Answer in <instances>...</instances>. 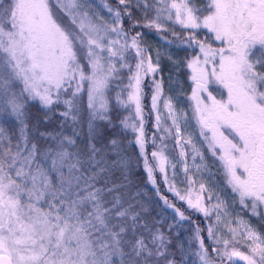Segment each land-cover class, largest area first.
<instances>
[{
    "label": "snow or ice",
    "instance_id": "1",
    "mask_svg": "<svg viewBox=\"0 0 264 264\" xmlns=\"http://www.w3.org/2000/svg\"><path fill=\"white\" fill-rule=\"evenodd\" d=\"M237 259L264 264V0H0V264Z\"/></svg>",
    "mask_w": 264,
    "mask_h": 264
},
{
    "label": "trees",
    "instance_id": "2",
    "mask_svg": "<svg viewBox=\"0 0 264 264\" xmlns=\"http://www.w3.org/2000/svg\"><path fill=\"white\" fill-rule=\"evenodd\" d=\"M126 115V113H124ZM37 115H39V113H37ZM113 116H115V113H113ZM103 128H104V135L106 137H110L114 132H117L119 129L118 127L116 128H109L106 124L102 125ZM45 126L44 125H41V129L43 130ZM47 127H52V125H48ZM131 152V150H129ZM149 151H151V149H149ZM136 173H137V176L139 177L142 173V169H137L136 170ZM149 195H151V192L148 193ZM193 219H195V217H193ZM236 261H239V262H236V264H241L242 261L240 260H236ZM243 264V263H242Z\"/></svg>",
    "mask_w": 264,
    "mask_h": 264
},
{
    "label": "rangeland",
    "instance_id": "3",
    "mask_svg": "<svg viewBox=\"0 0 264 264\" xmlns=\"http://www.w3.org/2000/svg\"><path fill=\"white\" fill-rule=\"evenodd\" d=\"M149 39L151 40V41H153V42H155L156 40H157V37L155 36V34H153V33H150L149 34ZM167 74V70H165V75ZM238 260V259H237ZM236 262H239V261H236ZM242 263L244 264V262L242 261ZM241 263V264H242Z\"/></svg>",
    "mask_w": 264,
    "mask_h": 264
}]
</instances>
